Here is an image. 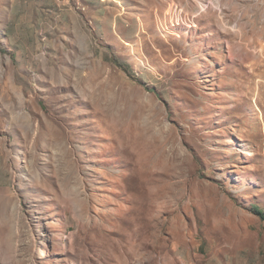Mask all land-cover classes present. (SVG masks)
I'll list each match as a JSON object with an SVG mask.
<instances>
[{"label": "rangeland", "instance_id": "obj_1", "mask_svg": "<svg viewBox=\"0 0 264 264\" xmlns=\"http://www.w3.org/2000/svg\"><path fill=\"white\" fill-rule=\"evenodd\" d=\"M263 215L264 0H0V264H264Z\"/></svg>", "mask_w": 264, "mask_h": 264}, {"label": "trees", "instance_id": "obj_2", "mask_svg": "<svg viewBox=\"0 0 264 264\" xmlns=\"http://www.w3.org/2000/svg\"><path fill=\"white\" fill-rule=\"evenodd\" d=\"M254 208H255V210H256L257 212H260V210H259V209H257V208H256V206H255ZM263 217H264V215H263Z\"/></svg>", "mask_w": 264, "mask_h": 264}]
</instances>
